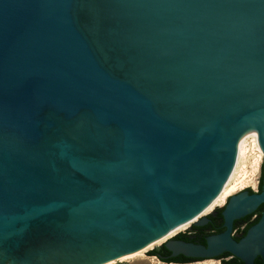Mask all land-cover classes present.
Wrapping results in <instances>:
<instances>
[{
    "label": "water",
    "instance_id": "obj_1",
    "mask_svg": "<svg viewBox=\"0 0 264 264\" xmlns=\"http://www.w3.org/2000/svg\"><path fill=\"white\" fill-rule=\"evenodd\" d=\"M264 260V0H0V264ZM197 219V220H196Z\"/></svg>",
    "mask_w": 264,
    "mask_h": 264
},
{
    "label": "flooded vegetation",
    "instance_id": "obj_2",
    "mask_svg": "<svg viewBox=\"0 0 264 264\" xmlns=\"http://www.w3.org/2000/svg\"><path fill=\"white\" fill-rule=\"evenodd\" d=\"M223 221L221 208L220 210H215L214 212L207 214V218L202 225L191 226L187 231L183 232L181 237H175V239L205 243L207 236L223 231ZM153 255L158 260L165 262V264H203L208 260H213L218 264H246L240 258L228 252H224L221 255L212 258H193L183 254H176L167 258L160 257L157 254ZM253 264H264V260L261 256H257L254 258Z\"/></svg>",
    "mask_w": 264,
    "mask_h": 264
},
{
    "label": "bare ground",
    "instance_id": "obj_3",
    "mask_svg": "<svg viewBox=\"0 0 264 264\" xmlns=\"http://www.w3.org/2000/svg\"><path fill=\"white\" fill-rule=\"evenodd\" d=\"M253 150L252 152H251V155L252 154H254V157H256L254 160H257V159H260V156H259V154H258V151H257V148H255V147H252V146H250V149H249V152H250V150ZM248 152V155L250 154ZM248 155H247V158H248ZM250 155V156H251ZM253 156V155H252ZM247 158H246V161L245 162H247ZM252 163H253V161H252ZM256 163V162H255ZM257 163H258V161H257ZM254 164V163H253ZM256 165V164H255ZM255 167V166H254ZM257 167V166H256ZM259 167V166H258ZM257 170H255V168H253V166H249V165H247L246 163L244 164V167L242 168V170L240 171V173L238 174V176L236 177V181L234 180V185H233V183H232V187L230 186V188L228 189V191L226 192V194L224 195V197L222 198V200L220 201V203L218 204V205H222V204H224L225 202H226V200H227V197L232 193V192H234V191H236V190H238L239 188H242V187H244V186H246V185H248L251 181H253V176L255 175V172H256ZM197 220V219H196ZM195 221V220H194ZM194 221H192V222H190V223H188V224H186V225H183V226H181V227H179V228H177V229H175V230H173V231H170V232H168V233H166L165 235H163V236H161V237H159V238H157V239H155L154 241H151L150 243H148L147 245H145L144 247H142L141 249H139V250H136V251H134V252H131V253H128V254H124V255H122V256H132V255H136V254H142V253H144L146 250H148L149 248H151V247H153V246H155V245H158V244H160V243H162V242H164L165 240H167L170 236H172L173 234H175V233H177V232H179V231H182V230H184V229H186V228H188ZM121 257V256H120ZM119 257V258H120ZM119 258H117V259H119ZM117 259H114V260H117ZM109 261H112V260H109ZM108 261V262H109ZM105 263H107V262H105ZM105 263H103V264H105Z\"/></svg>",
    "mask_w": 264,
    "mask_h": 264
},
{
    "label": "rangeland",
    "instance_id": "obj_4",
    "mask_svg": "<svg viewBox=\"0 0 264 264\" xmlns=\"http://www.w3.org/2000/svg\"><path fill=\"white\" fill-rule=\"evenodd\" d=\"M253 150L251 149L250 150V154L248 155V158H247V162H245L247 165H249L250 167L251 166H253V168H255V170H257L256 172H255V175L253 176V181H251L248 185H246V186H244V187H242V188H239L238 190H236V191H234V192H232L231 194H234V193H236V192H238V191H240L241 189H245V188H247V187H250V188H252L251 186H255V182H256V180L258 179L259 180V178H260V174H261V165H262V162H261V159H257V160H254L256 157H254V154H252L251 155V152H252ZM251 155V156H250ZM252 161H253V163H252ZM257 161H258V163H257ZM256 162V163H255ZM256 164V165H255ZM255 166V167H254ZM257 166V167H256ZM259 166V167H258ZM236 181V180H235ZM235 183V182H234ZM234 183H233V185H234ZM232 185V186H233ZM231 186V187H232ZM231 189V188H230ZM230 194V195H231ZM229 195V196H230ZM228 196V197H229ZM228 197H227V199H228ZM226 202H227V200H226ZM225 202V203H226ZM224 203V204H225ZM224 204H222V205H218L217 207H221V206H223ZM216 207V208H217ZM190 228V226L188 227V228H186V229H184V230H182V231H179V232H177V233H180V232H185V231H187L188 229ZM177 233H175V234H173L172 236H170V237H173L174 235H176ZM169 237V238H170ZM163 243V242H162ZM162 243H160V244H158V245H155V246H153V247H151V248H149L148 250H146L144 253H142L141 255L140 254H136V255H132V256H121L119 259H117V260H112V261H109V262H107V263H105V264H165V262H162L161 260H158L153 254H150L149 253V251L150 250H152V249H154V248H157V247H159ZM129 255V254H128ZM203 264H218V263H216L215 261H213V260H208V261H206V263H203Z\"/></svg>",
    "mask_w": 264,
    "mask_h": 264
},
{
    "label": "trees",
    "instance_id": "obj_5",
    "mask_svg": "<svg viewBox=\"0 0 264 264\" xmlns=\"http://www.w3.org/2000/svg\"><path fill=\"white\" fill-rule=\"evenodd\" d=\"M262 173H263V164L261 165V174H260V178H259V183H258V186H259V184L261 183V181H262ZM248 189V191L250 192V193H252V192H254L251 188H247ZM221 208L220 207H217L216 208V210H220ZM183 235V232H180V233H177L174 237H181ZM162 245H160L159 247H157V248H154V249H152V250H150L149 251V253L150 254H156V253H154L158 248H160Z\"/></svg>",
    "mask_w": 264,
    "mask_h": 264
},
{
    "label": "built area",
    "instance_id": "obj_6",
    "mask_svg": "<svg viewBox=\"0 0 264 264\" xmlns=\"http://www.w3.org/2000/svg\"><path fill=\"white\" fill-rule=\"evenodd\" d=\"M255 183H256L255 186H251V187H252L251 189H252L253 191H255V190L257 189V187H258V183H259V180L257 179ZM247 188H248V187H247ZM249 188H250V187H249Z\"/></svg>",
    "mask_w": 264,
    "mask_h": 264
}]
</instances>
